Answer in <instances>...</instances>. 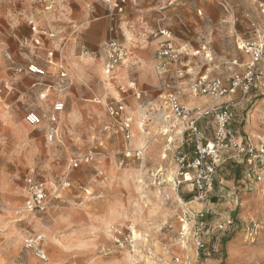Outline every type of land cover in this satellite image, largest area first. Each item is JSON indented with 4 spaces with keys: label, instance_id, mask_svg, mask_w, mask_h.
I'll return each mask as SVG.
<instances>
[{
    "label": "rangeland",
    "instance_id": "374dc122",
    "mask_svg": "<svg viewBox=\"0 0 264 264\" xmlns=\"http://www.w3.org/2000/svg\"><path fill=\"white\" fill-rule=\"evenodd\" d=\"M5 1L9 0H0V5ZM10 1L19 6L25 3L34 14L44 10L43 0ZM58 1L48 14L57 11ZM92 4L109 8L105 0ZM261 4L264 0H127L118 17L124 28V41H119L128 56L117 78L110 84L97 71L103 72L106 43L102 53L83 57L96 66L89 83L79 81L67 66L70 88L66 93L59 92V72L54 69L48 68L44 77L25 71L31 56L13 54L7 43L9 28H13L0 8V264H264V211H244L240 206L238 211L210 209L204 226L193 223L186 243L180 241L179 216L184 203L179 205V200L184 202L193 194L185 184L176 186L182 179L178 158H192L194 152L184 123L171 112L155 57L137 55H154L158 43L166 38L161 32H171L174 45L184 55L181 62L171 63L164 76L176 83L174 90L184 105V98H194L190 86L197 75L209 73L210 78L228 83L236 70L231 69V61L243 57L238 42L264 28ZM96 17L92 12V18ZM204 47L211 51L212 62L194 56ZM183 67L192 72L174 79L173 71ZM132 83L140 98L130 90ZM120 86L128 93L123 95ZM123 96L133 119L129 142L106 112L107 103ZM197 99L204 100L199 105L217 103L211 97ZM58 100L65 103V111L56 114L59 133L57 140L49 142V117L55 114ZM262 106L264 95L255 89L235 111L237 118L231 125L234 131L243 127L237 136L253 146L264 139V122H258V117L264 121ZM255 110L257 120L250 127H260L254 136L248 123ZM30 111L45 116L39 127L26 122ZM89 152L94 159L72 169V160ZM238 165L229 160L218 168L216 187L206 201L212 207L220 191L233 190L239 197H248L251 204L254 198V210L259 209L263 183L252 176L241 184L250 170L245 167L242 173L235 172ZM31 171L39 179L71 183L44 214L26 210L24 177ZM190 212L196 215L199 211ZM39 234L45 236L47 263L25 248V240ZM198 240L204 248H197Z\"/></svg>",
    "mask_w": 264,
    "mask_h": 264
},
{
    "label": "built area",
    "instance_id": "2783aa9c",
    "mask_svg": "<svg viewBox=\"0 0 264 264\" xmlns=\"http://www.w3.org/2000/svg\"><path fill=\"white\" fill-rule=\"evenodd\" d=\"M109 4L110 9L117 15L124 13L127 0H105ZM261 6H264L261 4ZM33 34L40 31L33 23H29ZM45 35V32L41 33ZM162 35L166 38L158 43L155 59L157 69L160 76L169 72L171 63H179L184 52L177 48L171 38V34L162 31ZM26 40L24 44L26 45ZM35 43H40L37 40ZM238 50L243 54L242 58H235L231 61V67L238 68L234 71L228 80V83L220 78H210L209 73L199 74L195 77L190 86L191 95L194 98L211 97L217 102L213 105H197L187 107L183 105L177 92L169 91L166 99L169 102L171 112L174 117L181 120L185 125V132L189 138L194 156L188 158L187 155L178 158L180 167L177 187L184 185L189 192L193 194L194 201L205 203L210 193H212L217 183V170L227 161H233L249 166L251 169L243 178L252 180L254 176L257 182L264 181V139L258 146L247 143L243 138L238 137L240 130L234 131L231 128L233 121L237 118L235 111L255 90H261L264 95V28L257 30L253 36L246 40L238 42ZM194 56L202 55L206 61L212 62L213 56L210 50L204 47L197 50ZM7 58H10L9 51H5ZM128 53L124 46L116 40L109 41L106 44V58L103 66L104 75L112 84L117 78V74L127 60ZM56 51H49L47 59L49 63L56 61ZM58 89L61 93H66L70 88V76L64 65H59ZM25 71L32 76L44 77L47 75L46 69L37 63H29ZM188 72L180 68L177 74L184 77ZM131 91L140 98L141 93L136 89L135 83H132ZM122 94L128 93L124 91V87L120 86ZM2 90H0L1 93ZM240 98L237 101V98ZM54 113L49 117L47 129V138L49 142L57 140L59 133V118L56 114L65 111V103L61 100L56 101L53 109ZM107 114L118 124V129L123 133L127 142L133 138V119L127 112V105L124 102V96L121 100H115L107 103ZM45 116L34 111L26 114V122L32 127H39ZM244 120V118H241ZM212 132V137L209 132ZM94 159L92 152L80 158H75L71 162L72 169L79 168L83 163H89ZM192 171V173L189 172ZM27 190L26 210L30 213L44 214L48 211L53 200L60 199L61 193L71 187L68 179L63 181H49L39 179L35 173L31 171L24 177ZM183 202V200H181ZM184 203L179 216L180 241L186 243L191 235L194 225L204 226L203 219L209 209H203L192 215V211L188 203ZM2 203L0 200V212ZM233 221H228V225H232ZM117 234H122L118 231ZM45 236L39 234L30 236L25 240V248L33 251L35 256L44 263L49 261V257L44 249ZM197 248H204L201 241H197ZM179 258H177V261Z\"/></svg>",
    "mask_w": 264,
    "mask_h": 264
},
{
    "label": "crops",
    "instance_id": "0c3cea01",
    "mask_svg": "<svg viewBox=\"0 0 264 264\" xmlns=\"http://www.w3.org/2000/svg\"><path fill=\"white\" fill-rule=\"evenodd\" d=\"M42 2L44 10L40 12L41 15L30 12L28 7L23 6L25 3H22L19 6V4L14 3L16 4L14 5L9 0L0 5L4 19H6L8 24L13 28V30L9 28L10 36L7 40L8 45L12 48L13 54L15 53L16 55L18 53L19 55H22L23 53H27L28 56H31V59L29 60L30 63H37L46 69V71L48 68H51L54 69V71L59 72V65H64L67 70V66H69V68L77 74L76 76L79 81L84 82L85 84L89 83L92 73L96 71V66L92 61L85 62L83 57H92L98 53H102L104 44L109 41L116 40L119 43H121L119 39L124 41V28L121 25V19L110 9V7L94 6V4H92L93 0H59L57 11L49 14L47 12L53 9L55 0H43ZM83 2L86 5H84ZM92 12L96 13V18H92ZM30 22H33L38 27L40 31L38 34L32 33L29 24ZM42 32H45L46 34L42 35ZM26 40L28 43L25 45L24 42ZM37 40H40V43H35ZM122 45L124 46V44ZM49 51H56L57 58L53 63L48 62L47 54ZM139 52L141 51L138 50L136 53ZM137 55H150L152 58L153 56L155 57V54L153 55L151 52L139 53ZM40 62H43L45 65L40 64ZM28 63L29 62L27 61L26 65H28ZM186 68L187 67H183L182 69L188 72L187 74H190L192 69L186 70ZM232 68L234 67H231V69ZM235 69L237 70V68ZM97 71L101 76L102 73H104L100 71V68H97ZM177 71L178 69L173 71L174 79H182L183 77H180L177 74ZM167 76L168 75L164 77L160 76L162 79L161 87L165 92V97L166 93L169 91H175L174 89H176V83L174 82L175 84L173 85L171 80H167ZM178 82L180 83V80ZM41 96L45 98L47 95ZM183 103L187 107H194L200 103H204V100L201 99L199 101L197 98L187 97L183 99ZM258 104L255 107H257ZM263 109L264 106L260 107L259 110ZM258 119V122H264L261 121L263 119H260L259 117ZM252 125L254 124H250L249 120L248 129L255 136L256 129L260 127V125L250 127ZM237 164L239 165L238 168L235 169V172L242 173L243 168L245 167L249 170L251 169L245 164ZM240 183L245 185L247 180L242 178ZM259 188L260 187L258 186L257 189ZM259 191L264 196V191ZM217 197L218 199H214L215 202L217 201L215 207H212V203H199L192 200L193 195L186 197L184 202L188 203V206L192 211H201L203 209L214 210L215 208L218 209V211H238L237 208L239 206L242 208L241 210L244 211H264V200L261 197L258 200V210H254L255 205H257L254 198L252 200L253 204H251V200L248 197H239L233 190L227 194H222V191H220ZM232 216L234 218L237 217L235 212H232Z\"/></svg>",
    "mask_w": 264,
    "mask_h": 264
},
{
    "label": "bare ground",
    "instance_id": "6f19581e",
    "mask_svg": "<svg viewBox=\"0 0 264 264\" xmlns=\"http://www.w3.org/2000/svg\"><path fill=\"white\" fill-rule=\"evenodd\" d=\"M257 114H258V111H257V110H255V111L251 114L250 124H252V122H254V121L256 120V116H257ZM262 183H264V181H263ZM182 203H183V202H181V201L179 200V205H182Z\"/></svg>",
    "mask_w": 264,
    "mask_h": 264
}]
</instances>
